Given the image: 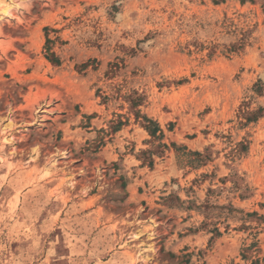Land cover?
Masks as SVG:
<instances>
[{"label": "rangeland", "instance_id": "374dc122", "mask_svg": "<svg viewBox=\"0 0 264 264\" xmlns=\"http://www.w3.org/2000/svg\"><path fill=\"white\" fill-rule=\"evenodd\" d=\"M0 264H264V0H0Z\"/></svg>", "mask_w": 264, "mask_h": 264}, {"label": "bare ground", "instance_id": "6f19581e", "mask_svg": "<svg viewBox=\"0 0 264 264\" xmlns=\"http://www.w3.org/2000/svg\"><path fill=\"white\" fill-rule=\"evenodd\" d=\"M1 13L3 14V15H6L7 14V11H8V6H4L3 8H1Z\"/></svg>", "mask_w": 264, "mask_h": 264}]
</instances>
